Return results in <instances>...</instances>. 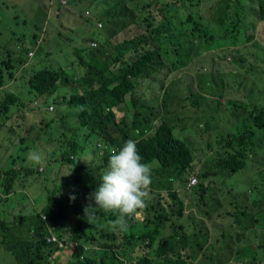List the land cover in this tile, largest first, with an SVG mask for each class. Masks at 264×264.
Returning a JSON list of instances; mask_svg holds the SVG:
<instances>
[{
    "label": "trees",
    "instance_id": "1",
    "mask_svg": "<svg viewBox=\"0 0 264 264\" xmlns=\"http://www.w3.org/2000/svg\"><path fill=\"white\" fill-rule=\"evenodd\" d=\"M63 1L66 3L63 4ZM105 1L54 0L52 3V6L56 4L59 8L67 7L71 14L78 15L81 20L80 26L88 31L93 26L97 27L95 16L102 14L110 16L108 20L110 33L104 43L83 37L79 45L72 46L70 73L59 63H56L58 65L56 67L37 69L40 63L37 60L29 67L30 69L27 68L15 77L16 71L26 62L21 56L22 53L19 56L17 53L15 58L10 53L7 59L1 62L0 118L3 116L4 121L0 123V132L3 128L9 129L10 132L18 129L21 131L18 156H13L11 161H8L22 172L21 192H28L38 187L47 201L50 193L58 190L59 194L67 196L70 206L77 204L76 207H79V226L75 228L72 224L64 222V216L54 214L56 207L45 204L31 205V194L27 193L26 201L31 207H38L40 212L21 216L20 220L24 222L29 218L30 220L38 218L36 229L38 228L37 232L40 235L32 241H26L15 233L11 235L4 233L1 241L2 249L13 256L16 264H212L217 252L212 253L210 249L209 255H204L202 261L196 258L203 255L204 247L208 243L207 239L209 240V231L198 229L197 232L188 234L183 225L175 222L184 218L185 210L173 204V208L168 212L162 204L165 201L163 197L165 192L178 202L179 196L173 190L174 183L187 185L189 177L193 175H198L201 183L186 191L189 192L190 189L200 185L199 190L204 193L207 190L202 183L206 177L205 169L203 167L200 172L202 165L198 161L193 145L174 135L173 127L169 122L175 119H163L159 108L146 99V94L140 93V88L145 83L160 88L166 84L169 53H163L158 42L161 39H178L172 29V20L164 25V18L155 26L150 17H145L143 23L146 24V28L133 24L132 26H137L140 30L121 42V37L125 34L124 29L129 25L112 24V21H116L119 16H124L117 12L118 7L123 4L139 5L143 0H112L113 11L104 8ZM256 1L260 3L258 14L260 20H263L264 4L260 0H252V3ZM227 7L229 6L225 9ZM166 11L167 9L162 7L163 15H166ZM128 12L131 17L136 18L134 9L128 8ZM85 13L89 14L85 15ZM237 14L234 23L220 28L224 31L223 35L217 33L212 35L198 25V20L191 15L181 21V25H192V28H187L185 31L191 30V37L195 41L201 39L200 46L205 47L206 52L221 47L223 41L233 40L237 48L222 51L218 55L221 60L235 58V61L246 63L250 56L253 57L259 68L255 70L251 83L260 87L257 91L252 88L251 96L254 100L251 96L247 97L246 101L228 96L225 92L227 88L218 89L217 83V88L214 87L210 73L207 72L200 77V73L197 72L193 74L195 76L193 79H198L199 90L190 91L183 98L177 96L180 93H169L165 90L163 103L168 100H186L192 108L198 110L210 101L208 95H217L220 100H224L228 112L241 114L240 117H235V120H242L244 129L236 134L216 136L213 144L218 147V151L214 153L211 161H206L210 163L208 168L206 165V172L208 175L214 174L221 178L219 193L221 199L226 202L227 211L226 213L221 211L218 215L225 217L232 227L222 229L219 235L222 236L225 244L233 248L229 247L230 253L234 250V256L230 258L228 264H264V256L259 251L264 249V242L258 244L256 242L259 233L255 228H250L249 220L237 217L239 213L246 216L248 211L246 205L251 207L247 204L245 191L239 192L236 186L224 185V181L230 177L235 176L239 179L237 175L240 172L244 173L247 182L252 186L257 182L258 185L264 184V176L251 167L252 156L264 146V84H262L264 68H260L262 60L264 61V38L256 39L254 32L258 24L249 23L246 12L237 11ZM65 26V24L59 26L61 34L67 32ZM74 26L70 29L72 30ZM36 28L39 32V27ZM243 31L248 37H243ZM39 35L38 33L33 35V42L36 43ZM240 38L245 40L238 42ZM92 44H96V47ZM179 46L183 47L182 44ZM187 47L188 59L193 47L191 43L187 44ZM247 47L250 49L247 50ZM234 52L237 55H233ZM128 56L134 59L130 60ZM185 62L172 63L171 72H175L174 68L179 71L186 67ZM206 67L207 64L204 68ZM10 80L13 83L8 85ZM227 90L232 95L233 92ZM60 91H63L61 96H59ZM128 94H130L129 102ZM31 107L39 110L35 121L34 118L27 117L28 112L32 110ZM13 108H16V111L12 113ZM42 109L55 113L56 117L51 120L41 119L39 112ZM26 118L31 120L27 126ZM193 123L195 132L202 130L201 120L195 119ZM34 124L48 130L49 133L45 136L41 135L34 128ZM139 127H142V130H139ZM129 139L137 141L142 162L150 166L153 176L161 178L165 188L150 187L146 206L139 209L134 216L126 218L127 230L111 231L104 224L115 221L118 218L117 212L98 210L96 221L90 224L84 218L83 210L90 202L89 196L102 182L101 174L107 167L111 149L119 150ZM7 144L13 146L14 141L11 140ZM44 145L45 150L53 147L57 154L56 159L48 161L43 155L38 154L41 161L34 163L28 158L33 150L34 153L36 150H44ZM0 147H2L1 143ZM76 154L80 155L78 162H75ZM36 167L40 169L36 170ZM15 172L16 170L11 168L1 178L5 193L14 190L15 180L12 174ZM241 182L245 180L241 179ZM263 191H260V194L264 199ZM211 193L215 196V189ZM71 196L76 197L75 201L70 199ZM187 197L190 198L189 194ZM241 197L247 199L244 204L239 200ZM56 199L55 197L53 202ZM215 199L218 200L217 197ZM91 203L93 207L96 206L94 201ZM192 205L198 207L195 200L192 201ZM218 208L214 202L209 207L212 212L217 211ZM61 210L65 211V208ZM136 224H139L140 228L130 231L129 227ZM168 225L172 233L165 235L164 231ZM0 229H5L4 225H1ZM228 229H233L234 234L227 241ZM49 234H55L65 243L64 246L61 248L59 245L48 243ZM192 242H195V249L189 247ZM143 252H147V256L142 257ZM255 253L258 258L255 257ZM246 260H250L251 263Z\"/></svg>",
    "mask_w": 264,
    "mask_h": 264
},
{
    "label": "rangeland",
    "instance_id": "2",
    "mask_svg": "<svg viewBox=\"0 0 264 264\" xmlns=\"http://www.w3.org/2000/svg\"><path fill=\"white\" fill-rule=\"evenodd\" d=\"M45 1L52 6L54 0H0V68L1 62L7 59L8 54L11 53L12 57L15 58L17 53L19 56L22 53V49H24L34 51L36 54L32 60L27 57L26 63H28V66L18 69L16 73L20 74L31 65L35 64L37 60L40 61L37 69L56 67L58 65H56L55 61H58L59 65L70 73L72 71V46L79 45V41L83 37L85 39L99 40L102 43L105 42V39L110 33V24L108 23L110 16L105 14L95 16L94 20L96 23H102L103 28L99 29L96 26H93V28L88 31L80 26L81 20L78 15L71 14L67 10V7L58 9L56 8L57 6H55L53 10H49L47 19L42 21L38 17L43 15L42 10H45L44 6L47 4ZM203 1L210 3V0H143L139 5L123 4L118 7L117 12L124 16H119L116 21H112V24L116 23L118 26L129 25L124 29L125 34L121 37L122 42L127 40L131 35L138 33L140 30L137 26H132L133 24L136 23L137 25L146 28V24L143 23L145 17H150V20L155 26L161 23L164 18H166L164 20V25L172 20V29L173 32L177 34L178 39H161L158 42L162 52L169 53L167 55V67L169 68V71L165 77L167 79L166 84L164 87L160 88L157 85L145 83L141 86L140 93L146 94V99L159 108L163 119H175L173 122H169V124L173 127L174 135L178 139L186 140L193 145L198 155V161L202 165L200 172L203 170V167L205 169L206 177L202 183L207 187V190L204 193L200 192L199 185L187 192L188 183L187 185L184 183H174L173 190L179 196L178 202L168 196L165 192L163 193L165 201H163L162 204L165 211L168 212L173 208V204L176 207H181L185 210L184 218L179 221L175 220V222L179 225H183L188 234L191 235V233L197 232L198 229L209 231V240L207 239L208 243L206 242V247L208 248L204 247L203 255L196 258L202 261L204 255H209L208 251L210 249V252L212 253L217 252L214 256L215 261H213L212 264H228L230 258L234 256V250L230 253L229 247L231 246L225 244V241L219 234L222 232V229H227L229 226H232L228 223L225 217H219L218 215L221 211L225 213L227 211V208H225L226 202L221 199L219 193L221 178L214 174H207L206 165L208 168L210 163L206 161H211L214 153L218 151V147L213 144L215 143L216 136L229 133L236 134L244 129L241 124L242 120L239 119L240 122L235 120V117H240L241 114L232 113L230 111L228 112L224 100H220L219 97H216L217 95H208L210 101L207 104H203L202 109L198 110L192 108L190 103L186 100H168L166 103H163L164 91L167 90L169 93H180L177 96L183 98L185 94L188 95L190 91L199 90L198 79H193L195 77L193 74L199 72L200 77H202V74L206 75L208 72L210 73V79L215 88H217V83L218 89L227 88L233 92L232 95H230V92L226 89L225 92L228 96H234L236 99L246 101L247 97L252 95V88L256 91L260 88L257 84L251 83L254 72L259 68V65L255 63L251 56L246 63L235 61V58L221 60L218 55H220L222 51L237 48L234 46L233 40L223 41L221 47L206 52L204 50L205 47L200 46L202 44L201 39L195 41L193 37H191V30H189V32L185 31L187 28H192V25H181V15L183 13L195 17L198 20L197 24L204 27L212 35H215L216 33L223 35L224 31L220 28L235 22L238 14L233 7L229 6L222 12H206L202 6ZM178 2H180L182 6V12L177 10L180 7L176 8L177 5L175 3ZM62 3L65 4L66 1H63ZM103 6L108 11L114 10V2L112 0H106L103 2ZM162 7L166 8L169 11V14L163 15L161 12ZM128 8L134 9L136 14L135 19L131 17L129 12L126 15ZM88 14L89 13H85V15ZM64 24L69 27L73 25L75 26L72 30L69 28L67 32L59 35L56 31L57 25L63 26ZM36 27H39V32H37ZM167 27L168 26L166 25V29ZM36 33L40 35L37 42L33 44V35ZM231 33L232 31L230 30V34ZM242 35L244 38L248 37L244 31L242 32ZM46 37H48V43L45 41ZM242 40L244 41L245 39L240 38L238 42H241ZM189 43H191L193 47V52L187 59V44ZM179 44H182L183 47H180ZM47 49H50L54 55L51 59H44V54ZM249 49L250 48L247 47V50ZM61 50H63V55L60 54ZM176 51L177 53H175ZM259 51L261 52L262 50ZM232 54L237 55L236 52ZM128 59L132 60L134 57L128 56ZM177 61H186V67L179 71H176L174 68L175 72H171V64H174ZM205 64H207L206 68H204ZM252 65L253 69L251 70ZM260 68H264L263 60L260 64ZM12 83L13 81L8 85H11ZM259 83L261 84V82ZM62 93L63 91H60L59 96H61ZM129 95L130 94L127 95L128 102L130 100ZM251 98L253 99V96H251ZM31 109L32 110L28 112L27 117L30 119L34 118L35 121L37 111L39 110L33 107H31ZM14 111H16V108L12 109V113ZM24 111H26V109H24ZM39 115L41 119L46 120H51L56 117L55 113H50L45 111V109L40 110ZM28 118L25 120L26 126L31 123V120L29 121ZM195 119H199L203 122L201 126L202 130L194 131L195 126L193 122ZM3 121V116H1L0 123ZM174 125H177V127H174ZM71 126L72 124L70 123V127ZM34 128L41 135L44 134L45 136L49 133L48 130H44V128H40L36 124H34ZM18 130L12 133L9 129H5L0 132V143L2 144V147H0V170L3 173H7L13 168L22 176V172L17 169L16 166H13L8 162L11 161L13 156H18V140L19 137H21V131ZM139 130H142V127H139ZM23 133L26 134L25 131H23ZM11 140L14 141L13 146L7 144V142H10ZM43 149L44 150L42 151L36 150V153L43 155L48 161L57 158V154L54 152L53 147L45 150L44 145ZM75 156V162H78L80 155L76 154ZM251 167L264 176V146H261L256 151L255 155L252 156ZM35 169L39 170L40 168L36 167ZM237 177L239 179L235 176L226 179L224 185L228 187L236 186L239 188V192L245 191L248 198L247 204L251 206H245L248 210L246 216H242L239 213L237 214V217L249 220L250 228H255L259 233L256 239L257 244L264 242V199L260 194V191H263L264 189V184L258 185L257 182L252 186L247 182V177L243 172L238 173ZM151 178L152 184L150 187L165 188L160 177L151 175ZM241 179L245 180L246 183L241 182ZM15 182L16 187L14 195L8 198L3 195L0 196L1 199H7L4 204L0 206V226L4 225L5 227V229H0V264H16L13 256L2 249L1 241L4 233L8 235L15 233L19 237L26 239V241H32L39 237L40 234L37 232L38 228L36 229L38 218L35 217L32 220L29 218L24 222H21L20 220L21 216H30L32 213L36 214L40 212L38 207H31V205L40 204L43 206L45 204V206L49 205L50 207L52 205V207H56V210H54L56 216H64V222L72 224L75 228H78L79 226V207H76L78 206L77 204L70 206L66 195L59 194L58 190H56L50 193L46 201V196L38 190V187L23 193L18 189V187H21V183L18 181ZM165 183L168 185L166 181ZM0 185V192L5 193L3 182H1V180ZM246 185L247 187H245ZM213 189H215V196L211 193ZM27 193L31 194V205L26 201L25 197ZM188 194L190 198L187 197ZM55 197L57 199L53 202ZM154 197L155 196L153 195V198ZM215 197H217L218 200H216ZM193 200H195L198 207L192 205ZM239 200L244 204L247 199L241 197ZM212 202L216 204V207H219L217 211L212 212L209 209ZM61 208H65V211H62ZM104 226L107 227L108 230L115 231L108 223L104 224ZM139 228L140 225L136 224L133 227H129V230L136 231ZM170 233H172V229L168 225L164 234L167 235ZM232 234H234L233 229H228L226 233L227 241L231 238ZM60 244H62V242ZM194 246L195 242H192L189 247L195 249ZM223 246H225L224 249ZM231 249L233 248L231 247ZM259 251L264 256V249H260ZM255 257L258 258L256 253ZM246 262H250V260H246Z\"/></svg>",
    "mask_w": 264,
    "mask_h": 264
},
{
    "label": "clouds",
    "instance_id": "3",
    "mask_svg": "<svg viewBox=\"0 0 264 264\" xmlns=\"http://www.w3.org/2000/svg\"><path fill=\"white\" fill-rule=\"evenodd\" d=\"M97 24L103 25L102 23ZM93 47H96V44ZM32 52L34 51L23 49L21 56L25 60L27 57L32 60L35 57V52L32 57L30 56ZM23 66H28V63L25 62ZM28 158L34 163L41 161V157L36 153L30 152ZM142 159L138 151L137 141L134 139L127 140L119 150L111 149L107 167L101 174L102 182L99 184L98 189L89 196L90 202L83 210L84 218L90 224L96 221L98 210H103L104 212L115 211L118 213V218L115 221H109L111 228L119 231L127 230L126 218L134 216L139 209L146 206V200L149 197L150 186L152 184L151 168L148 164L143 163ZM70 199L75 201L76 197L71 196ZM91 201L95 202V207L92 206ZM139 215L141 216V213ZM52 235L57 238L56 241L51 240ZM47 242L59 245L61 248L65 244L55 234H49ZM61 242L62 244H60ZM144 256H147V252L142 253V257Z\"/></svg>",
    "mask_w": 264,
    "mask_h": 264
},
{
    "label": "crops",
    "instance_id": "4",
    "mask_svg": "<svg viewBox=\"0 0 264 264\" xmlns=\"http://www.w3.org/2000/svg\"><path fill=\"white\" fill-rule=\"evenodd\" d=\"M260 1H262L263 4H264V0H260ZM47 4H49V3H47ZM47 4L44 6L45 10L41 9L43 15L38 17L42 21H45L47 19L49 10H53V8L56 6V4H54L53 6H51L50 4L49 5H47ZM202 6H203L204 11H206V12H216V11L222 12V11H224L226 6L233 7L236 12L237 11H240V13H245L246 12L247 15H248V22L249 23H254L255 22L256 24H258V27H257V29L254 32L256 39H258L259 37L264 38V19L260 20V15L258 14L259 11H260V3H259V1H256L255 3H252V0H210V3H207L206 1H203ZM178 7H180V8L177 9V10L182 12L181 4L177 3V8ZM244 7H245V9H244ZM56 8L61 9L59 7H56ZM166 12L168 13L169 11L167 10ZM166 12H165V14H167ZM188 16L189 15H186L185 13H183L181 15V21L185 20ZM59 26L60 25H57L56 31L60 35L61 33L59 31ZM97 27L100 29V28H103V25H102V27H99V25L97 24ZM69 28H70L69 26H67V25L65 26L66 30H69ZM45 41L48 43V37L45 38ZM33 44H35V42H33ZM240 47H238V48H240ZM60 54L63 55V50H61ZM53 56L54 55L52 54L51 50L47 49L46 53L44 54V59H51ZM55 63H58V61H55ZM24 67H26V66H23L22 68H24ZM17 75H18V73H16L15 77ZM3 130H4V128L1 131H3ZM12 133H13V131H12ZM3 174L4 173L0 170V180H1V182H3L2 179H1L3 177ZM12 177L14 178L15 181H18L19 183H21V177L22 176L19 173H17V172L13 173ZM15 187H16V182L13 184L14 190L12 192H8V193H1L0 192V196L3 195L6 198H8V197L14 195L15 194ZM0 188H1V185H0ZM18 189H19V191L23 190L22 183H21V187H18ZM6 200L7 199H1V197H0V206H2Z\"/></svg>",
    "mask_w": 264,
    "mask_h": 264
},
{
    "label": "built area",
    "instance_id": "5",
    "mask_svg": "<svg viewBox=\"0 0 264 264\" xmlns=\"http://www.w3.org/2000/svg\"><path fill=\"white\" fill-rule=\"evenodd\" d=\"M99 27H102V25L99 24ZM93 46H95V44H93ZM33 54H34V52H32V54H30V56L32 57ZM198 180L199 179H198L197 175H193V176L189 177L188 188H190V187L195 186L196 184H198ZM51 240L52 241H56L57 238L54 235H52V239Z\"/></svg>",
    "mask_w": 264,
    "mask_h": 264
}]
</instances>
